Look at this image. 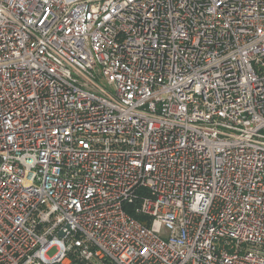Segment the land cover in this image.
Masks as SVG:
<instances>
[{
    "label": "built area",
    "instance_id": "built-area-1",
    "mask_svg": "<svg viewBox=\"0 0 264 264\" xmlns=\"http://www.w3.org/2000/svg\"><path fill=\"white\" fill-rule=\"evenodd\" d=\"M0 264H264V0H0Z\"/></svg>",
    "mask_w": 264,
    "mask_h": 264
},
{
    "label": "rangeland",
    "instance_id": "rangeland-1",
    "mask_svg": "<svg viewBox=\"0 0 264 264\" xmlns=\"http://www.w3.org/2000/svg\"><path fill=\"white\" fill-rule=\"evenodd\" d=\"M56 250H57L56 247H53L52 249H50L49 252H48L49 255L54 254L56 252Z\"/></svg>",
    "mask_w": 264,
    "mask_h": 264
},
{
    "label": "trees",
    "instance_id": "trees-1",
    "mask_svg": "<svg viewBox=\"0 0 264 264\" xmlns=\"http://www.w3.org/2000/svg\"><path fill=\"white\" fill-rule=\"evenodd\" d=\"M129 212H131V208H128ZM138 218H141L140 215H137Z\"/></svg>",
    "mask_w": 264,
    "mask_h": 264
}]
</instances>
